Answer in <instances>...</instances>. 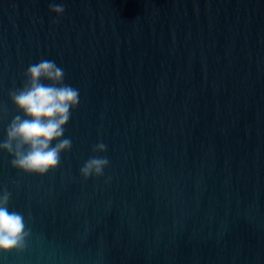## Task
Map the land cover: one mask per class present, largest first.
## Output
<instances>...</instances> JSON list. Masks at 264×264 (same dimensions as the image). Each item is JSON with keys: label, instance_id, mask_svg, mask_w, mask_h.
I'll list each match as a JSON object with an SVG mask.
<instances>
[{"label": "water", "instance_id": "95a60500", "mask_svg": "<svg viewBox=\"0 0 264 264\" xmlns=\"http://www.w3.org/2000/svg\"><path fill=\"white\" fill-rule=\"evenodd\" d=\"M42 59L79 91L72 148L44 176L0 151L31 229L0 264H264V0H0V142Z\"/></svg>", "mask_w": 264, "mask_h": 264}, {"label": "clouds", "instance_id": "9594fccd", "mask_svg": "<svg viewBox=\"0 0 264 264\" xmlns=\"http://www.w3.org/2000/svg\"><path fill=\"white\" fill-rule=\"evenodd\" d=\"M49 8L57 16L65 12L63 4L52 3ZM25 76L23 87L10 91L9 96L26 118L16 115L11 120L0 151L13 157V168L44 176L57 170L61 154L72 148L71 139L64 138L65 126L80 103V94L65 84L64 70L51 60L29 65ZM93 151L104 153L107 146L98 143ZM109 163L106 156L90 157L81 168V175L85 180L103 177ZM10 200L11 193L6 188L0 190V253L23 252L31 237L24 215L9 210Z\"/></svg>", "mask_w": 264, "mask_h": 264}]
</instances>
